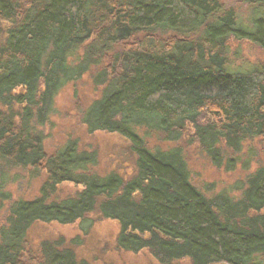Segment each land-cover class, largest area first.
<instances>
[{"label": "trees", "instance_id": "obj_1", "mask_svg": "<svg viewBox=\"0 0 264 264\" xmlns=\"http://www.w3.org/2000/svg\"><path fill=\"white\" fill-rule=\"evenodd\" d=\"M237 3L0 0V264H90L77 248L97 219L118 224V249L159 264H264V164L238 193H212L193 182L183 145L189 134L233 171L244 145L264 137V63L230 61L232 39L264 50V0ZM85 75L99 94L81 123L128 141L121 168L99 171V150L77 137L47 151L56 98ZM16 171L43 178L37 196L12 198ZM63 184L77 190L59 197ZM54 222L81 234L30 248V229Z\"/></svg>", "mask_w": 264, "mask_h": 264}, {"label": "rangeland", "instance_id": "obj_2", "mask_svg": "<svg viewBox=\"0 0 264 264\" xmlns=\"http://www.w3.org/2000/svg\"><path fill=\"white\" fill-rule=\"evenodd\" d=\"M238 6L237 0H225ZM245 7V6H244ZM239 5L243 23H247L248 11ZM230 61L235 69L245 70L254 64L264 63V50L255 43L245 39L231 40ZM99 90L93 84L89 75L80 81L67 85L57 96L55 111L49 123L43 127L48 152L64 143L69 137H77L81 146L98 149L101 163L98 170L101 172L112 168H121L122 161L129 154L128 141L118 134L97 132L90 134L85 125L81 123L80 111L84 109L96 96ZM189 134L183 140L186 158L191 171L193 182L201 188L207 187L210 192L230 190L238 193L235 185L243 180L248 172L264 164V137L256 138L244 145L242 160L233 171H226L224 167L218 168L209 157L196 145L189 142ZM155 145L164 147L174 145L173 142H161L157 137H150ZM125 152V153H123ZM248 161V169L243 168V162ZM16 177V178H15ZM43 178H31L25 171L13 173L7 189L12 198H32L39 194ZM211 186V187H210ZM77 187L73 184L60 186L59 197L73 194ZM119 226L115 221L96 220L90 233L86 236L84 244L77 248L80 257L86 258L90 264H159L148 251L132 253L116 247L115 237ZM81 234L78 223L62 225L59 223H36L29 231L28 240L30 248L35 249L42 239L64 236L72 238Z\"/></svg>", "mask_w": 264, "mask_h": 264}]
</instances>
